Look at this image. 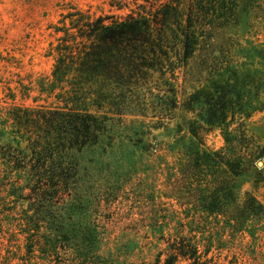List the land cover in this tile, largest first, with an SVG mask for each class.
I'll use <instances>...</instances> for the list:
<instances>
[{
  "label": "rangeland",
  "instance_id": "obj_1",
  "mask_svg": "<svg viewBox=\"0 0 264 264\" xmlns=\"http://www.w3.org/2000/svg\"><path fill=\"white\" fill-rule=\"evenodd\" d=\"M167 1L170 0H0V132L4 135L0 139L19 148L16 153L24 156V160L18 161L26 162L24 170L29 171L30 160L36 159L31 143L39 139L38 133L43 134L33 126L32 119L38 117V112L65 111L87 104L94 113L114 117L115 139L112 148H106L101 154V165L92 163L95 168L88 170L91 174V177L86 175L88 183L100 188V192L89 194L83 213L76 219L85 229L86 226L97 229L98 251L110 264H148L159 252H162L163 263L168 254L169 238L172 241L177 235L190 238L194 234L203 264H264V216L253 222L254 237L246 231L230 235L212 224L207 231L201 227L200 232L190 233L189 228L196 226L181 228L176 218L168 221L160 231L149 225L146 212L151 209L150 204L136 201L144 188L146 195L160 197L166 207L181 213L175 200L170 206V200L163 194L166 170L176 166L178 160L177 153L168 150V143L187 132L188 123L195 114L184 108L186 101L192 92L209 83L213 58L220 54L217 45L227 35L238 34L236 37L241 39L245 33V38L260 45L242 53L249 58V61L244 60L249 63L244 71L247 81L252 83V93H259V102H254L256 109L243 124L250 136L264 144V16L249 15L251 12L246 10L250 4L264 6V0H239L237 21L241 27L211 28L207 41L212 45L204 43L186 65L181 62L178 40L169 47L157 49L156 56L153 58L151 54V60L145 61L155 70L153 76L149 74L152 82L146 88L135 85L132 93H124L116 99L104 90L101 101L86 99L75 105L66 100L71 96V86L53 79L55 47L65 35L64 29L71 26L70 18L66 17L69 13L79 11L92 17L114 15L121 19L131 12L144 13L143 10ZM245 20L251 22L248 31L244 28ZM139 121L150 126L149 140L160 146L157 152L144 155L143 168H148L147 171L135 172L127 168L131 158L122 154L131 148L128 137H135L133 130ZM236 124H231L230 128ZM200 136L206 148L217 150L225 145L219 128L200 129ZM87 159L84 162H88ZM3 160L0 157V264H78L80 246H76V238L69 232L78 212L72 209L71 203L78 198L55 199L50 189L44 188L40 189L46 192L44 194L32 193L36 180L27 178V174L19 178L17 170L11 171L2 165ZM98 167L102 169L99 172ZM255 175L249 172L233 176V190L240 202L250 193L264 204V177L257 182ZM17 181L22 189H18ZM84 181L80 179L78 183ZM88 183L85 181L84 185ZM152 191L154 193H150ZM52 217L60 235L64 226H69L71 238L64 248L52 247L57 233L46 226ZM39 224L40 227H36ZM61 241L65 242L61 238L57 245ZM189 262L180 258L177 264Z\"/></svg>",
  "mask_w": 264,
  "mask_h": 264
},
{
  "label": "trees",
  "instance_id": "obj_2",
  "mask_svg": "<svg viewBox=\"0 0 264 264\" xmlns=\"http://www.w3.org/2000/svg\"><path fill=\"white\" fill-rule=\"evenodd\" d=\"M238 1L170 0L148 11L143 10L144 13L131 12L121 19L114 15L92 17L79 11L69 13L66 17L70 18L71 26L64 29L65 35L55 47L57 57L53 79L56 83L71 86V96L66 100L75 105L86 99L101 101L104 90L115 95L116 99L124 93H132L135 85L146 88L152 82L148 77L155 72L152 65L145 63L151 54L154 58L157 49L169 47L178 40L182 50L181 62L186 65L204 43L212 45L207 41L211 28L241 27L237 21ZM246 10L251 12L249 15L264 16V6L260 3L250 4ZM243 24L248 31L251 22L245 20ZM236 36L227 35L218 43L220 54L213 58L209 83L192 92L184 107L195 117L188 123L183 136L168 143V150L176 152L178 160L176 166L166 170L163 194L170 200V206L175 200L182 215L179 210L166 207L160 197L146 195L144 188L137 196V202L150 204L151 209L146 213L150 218L149 225L154 229L162 231L168 221L176 218L181 228L196 226L188 227L190 233L200 232L201 227L207 231L212 224L230 235L246 231L254 237L256 227L253 222L264 216V204L255 195L247 193L245 200L240 202L233 190V176L251 172L256 174L257 182L264 177V144L250 136L243 124L256 109L254 102H259V93H252V83L247 81L244 71L249 64L244 60L249 61V58L242 53L260 45L245 38V33L241 39ZM88 106L38 112V117L32 119L33 126L43 134L38 133L39 139L31 143L36 159L30 160L29 171L24 170L26 162L18 161L24 160V156L16 153L19 148L1 139L0 157L4 159L2 165L6 169L18 171L19 178L27 174V178L36 180L32 193L44 194L46 192L40 190L44 188L50 189L55 199L64 196L78 198L77 202L71 203L72 209L78 212L70 231L68 225L64 226L60 235L53 217L46 223L57 233L52 247H66L71 238L69 231L76 238V246H80L78 264H110L98 251L97 229L94 226L85 229L76 219L83 213L89 194L100 192V188L98 190L97 186L88 183L86 175L91 177L88 170L95 168L92 163L101 165V154L106 148H112L115 139L114 117L94 113ZM234 123H237L236 127L230 128ZM205 128L221 129L225 145L217 150L206 148L200 136V129ZM133 132L135 137H128L131 148L122 155L131 158L127 167L130 171H147L148 168H143V157L157 152L160 145L149 140L150 126L144 122L139 121ZM3 136L0 132V138ZM87 157L88 162H84ZM98 168L97 172L101 169ZM80 179L88 185H84L85 181L79 184ZM19 182L18 189H22ZM61 202L59 200V204ZM69 218L73 219V216ZM192 237L177 235L172 241L169 238L164 262L161 261L162 252H159L148 264H177L180 258L190 260L189 264H203L199 242L195 234ZM61 238L65 242L57 245Z\"/></svg>",
  "mask_w": 264,
  "mask_h": 264
}]
</instances>
